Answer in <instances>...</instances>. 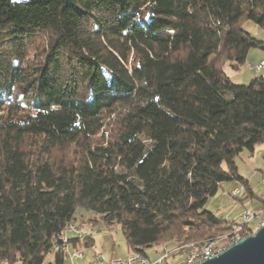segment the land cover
Here are the masks:
<instances>
[{
  "label": "trees",
  "instance_id": "1",
  "mask_svg": "<svg viewBox=\"0 0 264 264\" xmlns=\"http://www.w3.org/2000/svg\"><path fill=\"white\" fill-rule=\"evenodd\" d=\"M246 20L264 0H0V264H66L77 209L145 257L230 231L204 205L264 142V78L224 70L264 50Z\"/></svg>",
  "mask_w": 264,
  "mask_h": 264
},
{
  "label": "rangeland",
  "instance_id": "2",
  "mask_svg": "<svg viewBox=\"0 0 264 264\" xmlns=\"http://www.w3.org/2000/svg\"><path fill=\"white\" fill-rule=\"evenodd\" d=\"M241 28L248 32L252 37L264 42V32L260 30L253 22L246 20L242 23ZM260 60H264V50L260 47H254L250 49L247 54L246 63L238 71L234 72L228 67H225L224 70L233 84L248 85L250 83V79L253 76H260L262 73H264H260L261 70L258 72L255 71L257 63ZM225 98L230 100L231 95L227 93ZM234 162L239 174L248 181L249 188L256 198L253 200H243L242 195L244 192H242V194L238 193L237 197H232L229 188L232 187L237 181H227L221 184L217 193L213 197L208 198L204 205L205 210L216 213L217 215L222 216L224 219L229 221H238L240 214L245 211V209L252 210L249 209L252 208L250 202H253V204L256 205L261 203L260 201L262 198V203H264V197H262L264 193V187L261 184L264 177V142L257 145L253 152H248L245 150L242 151L240 154H238V156L235 157ZM91 219H95V222H88V220ZM74 225L80 229L82 233H89L92 231V249L95 252L102 253L107 258L113 259H125L127 257V245L118 225H105L101 221L99 215L94 214L93 212L85 211L83 209L76 210ZM258 227L260 226L257 222H252L250 225V229H252L253 232ZM253 232L249 235H252ZM223 234L227 233L220 232L216 235V237ZM69 236L71 235L69 234ZM188 245L189 244H186L183 247H180L179 250L188 249ZM171 251L172 250L169 248L164 251L168 255L166 262L174 264L179 261L180 253L178 252L177 254H172ZM162 252V249L159 247H151L146 250L147 258L154 260L160 256ZM51 259L52 254L46 257L45 262L47 263L51 261ZM86 261H88V259Z\"/></svg>",
  "mask_w": 264,
  "mask_h": 264
},
{
  "label": "built area",
  "instance_id": "3",
  "mask_svg": "<svg viewBox=\"0 0 264 264\" xmlns=\"http://www.w3.org/2000/svg\"><path fill=\"white\" fill-rule=\"evenodd\" d=\"M264 62L256 66L255 71L262 70ZM264 187V177L261 182ZM244 192V186L233 189L230 194L232 197H237L238 193ZM264 197V193L263 196ZM252 222H257L259 226L264 225V205L256 210H245L236 223H233L232 229L227 231V234L208 238L204 241L188 245V251L184 253L183 258L174 264H200L208 259H211L226 249L237 243L241 238L240 234L244 227L249 226ZM69 233H72L75 238L92 237V231L82 233L74 224H68L64 230L57 235L58 245L56 248L60 250L68 264H170L166 262L167 254L164 253L154 260H150L140 253H129L125 259L107 258L104 254L93 252L91 249H71L69 245ZM87 252H91V257L85 261Z\"/></svg>",
  "mask_w": 264,
  "mask_h": 264
},
{
  "label": "water",
  "instance_id": "4",
  "mask_svg": "<svg viewBox=\"0 0 264 264\" xmlns=\"http://www.w3.org/2000/svg\"><path fill=\"white\" fill-rule=\"evenodd\" d=\"M200 264H264V225L221 254Z\"/></svg>",
  "mask_w": 264,
  "mask_h": 264
},
{
  "label": "crops",
  "instance_id": "5",
  "mask_svg": "<svg viewBox=\"0 0 264 264\" xmlns=\"http://www.w3.org/2000/svg\"><path fill=\"white\" fill-rule=\"evenodd\" d=\"M262 62H264V60H260L258 63H257V65H259L260 63H262ZM254 72V71H253ZM262 72H264V68H262V70H261V72L260 73H262ZM263 78H264V73H262V75H261ZM256 77V76H255ZM254 76L250 79V82H251V80L253 79V78H255ZM238 170V169H237ZM238 174H239V172H238ZM239 176L244 180V184L246 183L247 185H246V187H245V190H247V189H249L250 190V188H249V185H248V181L247 180H245V178H243L240 174H239ZM238 182V183H237ZM232 187H230L229 188V190L230 191H232L233 189H235V188H237L238 186H240L241 185V182H239V181H237ZM221 186V185H220ZM229 191V192H230ZM250 193H252V191L250 190ZM244 196H245V198H244ZM242 197H243V200L244 199H250V200H253L254 198H256V196L252 193V194H248L246 191H245V193L242 195ZM261 203H259V204H253V202H250L251 204L250 205H252L251 207L252 208H249V209H254V208H256V207H259L260 205H262L263 203V199L261 198V201H260ZM255 205V206H254ZM246 210V209H245ZM229 221V220H228ZM233 221V220H232ZM234 223L235 222H237L236 220H234L233 221ZM71 236H69L70 238H75L74 237V235L72 234V233H69ZM70 245V244H69ZM79 249H91L93 252H95L93 249H92V247L91 248H87V247H79ZM183 255L184 254H179V260L180 259H182L183 258ZM90 257H91V252H87L86 253V256H85V261L88 259H90ZM66 259V258H65ZM66 264H68V260L66 259ZM170 264H172V263H170Z\"/></svg>",
  "mask_w": 264,
  "mask_h": 264
}]
</instances>
